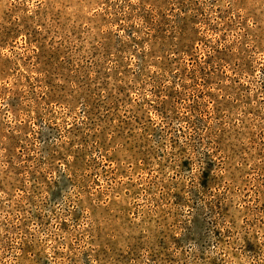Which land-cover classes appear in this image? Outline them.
<instances>
[{
	"label": "rangeland",
	"instance_id": "obj_1",
	"mask_svg": "<svg viewBox=\"0 0 264 264\" xmlns=\"http://www.w3.org/2000/svg\"><path fill=\"white\" fill-rule=\"evenodd\" d=\"M0 264H264V0H0Z\"/></svg>",
	"mask_w": 264,
	"mask_h": 264
}]
</instances>
